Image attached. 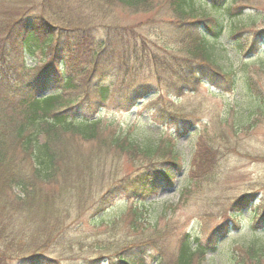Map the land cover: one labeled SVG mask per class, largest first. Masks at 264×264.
Instances as JSON below:
<instances>
[{
  "label": "trees",
  "instance_id": "trees-1",
  "mask_svg": "<svg viewBox=\"0 0 264 264\" xmlns=\"http://www.w3.org/2000/svg\"><path fill=\"white\" fill-rule=\"evenodd\" d=\"M20 1L0 8V264L71 260L80 242L96 239L82 235L81 227L70 232L78 228L70 217L72 211L87 212L88 225L96 227L101 215L123 200L132 205L127 228L136 232L143 225L148 233L107 246L97 240L93 247L104 253L98 258L78 257L76 264L147 260L161 264L166 249L162 235L168 233L157 222L142 224L143 213L147 199L174 187L177 175L184 172L176 139L187 135L193 124L173 114L164 123L169 131L157 142H137L100 114L114 107L133 109L154 95L145 83L125 91L114 89L115 74L132 71L129 62L168 64L178 59L174 55L178 50L187 64L179 74L189 84L202 72L223 78L212 44L224 31L219 17L199 14L209 0ZM117 10L129 16H152L153 22L122 24L115 16ZM156 22L163 25L156 27ZM252 26L233 27L231 35L240 36ZM236 49L245 52L246 40L239 41ZM26 59L36 68L26 69L21 64ZM228 74L232 79V71ZM73 142L95 144L97 149L78 153ZM122 157L136 170L121 172L117 161ZM188 174L179 195L182 200L189 196L192 183L200 181L192 177V170H186ZM259 194L258 190L247 195L248 200L244 195L233 200L213 228L186 229L178 238L175 264H207L205 254L214 253L230 231L240 232V240L235 241L240 251L231 250V260L264 263V244L259 239L264 231V197L258 198ZM254 199L250 216L244 218L243 210ZM244 221L248 232L241 233Z\"/></svg>",
  "mask_w": 264,
  "mask_h": 264
},
{
  "label": "rangeland",
  "instance_id": "rangeland-1",
  "mask_svg": "<svg viewBox=\"0 0 264 264\" xmlns=\"http://www.w3.org/2000/svg\"><path fill=\"white\" fill-rule=\"evenodd\" d=\"M20 2L0 0V8L5 9ZM211 4L219 10L212 9ZM209 5H203L199 14L219 17L224 26V32L212 44L215 64L226 77L214 79L208 72H202L199 79L189 84L179 74V69L182 73L187 64L181 61L183 54L178 50L174 53L178 59H172L168 64L148 66L146 61L129 62L132 71L127 73L121 69L123 71L116 73L112 83L114 89L125 91L124 88L130 85L145 83L154 89V95L146 97L144 103H137L133 109L119 110L114 107L100 114L103 121L114 122L115 127L125 134L130 133V137L137 142L144 139L157 142L169 131L164 123L173 114L193 124V130L176 139V151L183 159L185 172L192 170V177H200V181L195 185L192 183L189 196L182 200L179 199L180 191L191 174L179 176L173 189H161L146 202V213H143L146 216L142 224L157 222L161 231L168 233L162 235L166 249L161 264L176 263L178 238L186 229L192 230L194 225L213 228L219 222V217L227 212L229 203L243 195L246 199L247 195L259 190L258 198L264 197V0H209ZM115 16L128 26L144 19L147 23L150 21L149 25L153 22L152 16H129L120 10L115 11ZM249 24L253 26L244 29L242 35H231L233 27ZM162 25L156 22L155 26ZM193 30L197 32V28ZM199 32L203 33L202 29ZM243 40H246L245 52L236 49V44ZM254 44L256 49L253 48ZM166 59L170 60L171 57ZM83 62L86 60L83 59ZM21 64L29 70L36 68L35 62L29 59ZM15 68L20 70L22 67L16 65ZM231 71L232 79L228 74ZM72 145L78 153L97 149L95 144L77 145V142H73ZM117 164L121 172L136 170L124 157ZM246 200L241 206L245 205ZM255 200L251 207L241 211L244 218L250 216ZM75 209L70 217L78 228L70 232L81 227L82 235H92L96 239L92 241L91 237H87L80 242L71 260L62 264H76L78 257L98 258L104 251L93 247L97 240H102V244L107 246L108 242L119 239L128 241L142 236L143 231L144 234L148 233L143 225L136 232L127 228L132 217V205L127 200L107 209L96 227L88 225L87 212L76 214L78 209ZM242 232H248L247 221L243 222ZM262 232L259 239L264 244ZM239 233L230 231L214 253L209 251L205 254L206 263L238 264L230 259L232 256L229 253L231 250L235 253L240 251V247L235 245L236 239L240 240ZM80 246L82 249H79ZM64 255L69 258V255ZM144 264L155 263L147 260ZM260 264H264L263 261Z\"/></svg>",
  "mask_w": 264,
  "mask_h": 264
}]
</instances>
